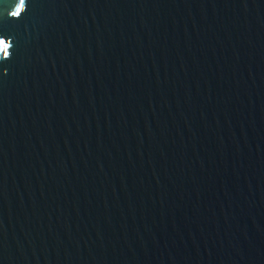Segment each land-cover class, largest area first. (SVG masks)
<instances>
[{"label": "water", "instance_id": "obj_1", "mask_svg": "<svg viewBox=\"0 0 264 264\" xmlns=\"http://www.w3.org/2000/svg\"><path fill=\"white\" fill-rule=\"evenodd\" d=\"M0 0V264H264V0Z\"/></svg>", "mask_w": 264, "mask_h": 264}, {"label": "snow or ice", "instance_id": "obj_2", "mask_svg": "<svg viewBox=\"0 0 264 264\" xmlns=\"http://www.w3.org/2000/svg\"><path fill=\"white\" fill-rule=\"evenodd\" d=\"M25 0H19V6L16 9V12L13 13V15H17L21 12V9L24 6ZM9 47V44L5 42V40L0 37V51H4L5 56L7 57L9 54L7 52V49Z\"/></svg>", "mask_w": 264, "mask_h": 264}]
</instances>
